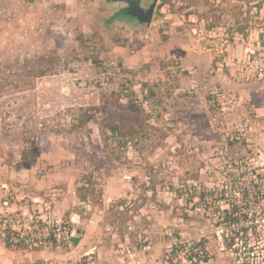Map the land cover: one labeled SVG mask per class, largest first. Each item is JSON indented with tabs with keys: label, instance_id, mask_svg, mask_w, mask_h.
<instances>
[{
	"label": "rangeland",
	"instance_id": "374dc122",
	"mask_svg": "<svg viewBox=\"0 0 264 264\" xmlns=\"http://www.w3.org/2000/svg\"><path fill=\"white\" fill-rule=\"evenodd\" d=\"M138 1L0 0V264L264 263L203 207L264 184V0Z\"/></svg>",
	"mask_w": 264,
	"mask_h": 264
},
{
	"label": "built area",
	"instance_id": "2783aa9c",
	"mask_svg": "<svg viewBox=\"0 0 264 264\" xmlns=\"http://www.w3.org/2000/svg\"><path fill=\"white\" fill-rule=\"evenodd\" d=\"M203 207L205 213L219 224L217 231L221 234L225 231V236L231 234L234 239H251L257 234H264V184L259 183L255 173L251 174L248 182H229L217 191H208L204 194ZM27 224V229L15 225L4 228L6 242L17 247H37L52 238L48 227L31 216ZM36 230L42 233L38 234ZM60 236L57 235L58 238ZM177 248H181V243ZM77 264L94 262L81 261Z\"/></svg>",
	"mask_w": 264,
	"mask_h": 264
},
{
	"label": "water",
	"instance_id": "95a60500",
	"mask_svg": "<svg viewBox=\"0 0 264 264\" xmlns=\"http://www.w3.org/2000/svg\"><path fill=\"white\" fill-rule=\"evenodd\" d=\"M128 3V7L126 8L127 15L130 16V18H137L139 21L147 22L149 18L151 17L152 13V6L149 8L148 13L146 16H144V10L138 6L137 0H123ZM156 1V0H154ZM73 243H77L78 238L77 237H71L70 239Z\"/></svg>",
	"mask_w": 264,
	"mask_h": 264
},
{
	"label": "flooded vegetation",
	"instance_id": "af4514ba",
	"mask_svg": "<svg viewBox=\"0 0 264 264\" xmlns=\"http://www.w3.org/2000/svg\"><path fill=\"white\" fill-rule=\"evenodd\" d=\"M111 1H123V0H111ZM132 1V0H131ZM124 3H125V7H123L122 9H120V11L118 12V14H121V15H125L126 16V8L128 7V3L126 2V1H124ZM137 4H138V6H140L141 7V5H140V2L137 0ZM143 10H144V16H146L147 15V13H148V10H149V7L148 8H143V7H141ZM137 19V18H136ZM150 19V18H149ZM138 20V19H137ZM147 21H149V20H147ZM142 22V21H141Z\"/></svg>",
	"mask_w": 264,
	"mask_h": 264
},
{
	"label": "trees",
	"instance_id": "16d2710c",
	"mask_svg": "<svg viewBox=\"0 0 264 264\" xmlns=\"http://www.w3.org/2000/svg\"><path fill=\"white\" fill-rule=\"evenodd\" d=\"M121 16H122V15H121ZM123 16H125V15H123ZM126 17H130V16L126 14ZM117 128H118L117 126H115V125L113 126V125H112V126L110 127V130H111V131H115Z\"/></svg>",
	"mask_w": 264,
	"mask_h": 264
},
{
	"label": "crops",
	"instance_id": "0c3cea01",
	"mask_svg": "<svg viewBox=\"0 0 264 264\" xmlns=\"http://www.w3.org/2000/svg\"><path fill=\"white\" fill-rule=\"evenodd\" d=\"M33 257H31V258H36V256L35 255H32ZM18 263H20V261L18 262Z\"/></svg>",
	"mask_w": 264,
	"mask_h": 264
}]
</instances>
